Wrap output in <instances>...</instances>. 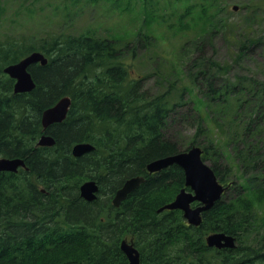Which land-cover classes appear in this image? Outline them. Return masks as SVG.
Wrapping results in <instances>:
<instances>
[{
	"label": "trees",
	"instance_id": "obj_1",
	"mask_svg": "<svg viewBox=\"0 0 264 264\" xmlns=\"http://www.w3.org/2000/svg\"><path fill=\"white\" fill-rule=\"evenodd\" d=\"M132 1L127 8L143 16L134 45L131 32L51 34L40 46L0 41V155L27 165L0 172V264H129L120 248L124 238L139 248L142 264H264V76L232 73L231 62L209 53L223 22L211 12L218 0H197L177 15L173 30L186 23L203 32L180 49L184 80L170 81L160 70V90L150 93L131 50L150 44L147 24L176 11L156 9L159 0ZM253 46L264 47V36L240 41L233 60L251 55ZM35 50L48 62L30 66L32 91L14 93L4 67ZM64 95L72 97L66 119L43 130L42 112ZM187 116L197 118V128L180 147L165 129ZM43 131L54 136V146L37 145ZM85 141L95 149L75 157L73 144ZM195 145L228 185L199 226L179 209L159 210L185 187L183 169H146L153 159ZM135 175L146 180L115 207L114 193ZM90 178L100 186L92 202L79 192ZM216 231L236 236V247L208 246L207 234Z\"/></svg>",
	"mask_w": 264,
	"mask_h": 264
},
{
	"label": "rangeland",
	"instance_id": "obj_2",
	"mask_svg": "<svg viewBox=\"0 0 264 264\" xmlns=\"http://www.w3.org/2000/svg\"><path fill=\"white\" fill-rule=\"evenodd\" d=\"M196 2L197 0H159L156 9L160 7L165 10L162 12H176L164 22L154 19L147 24L146 33L151 35L150 44H139L135 51L133 48L131 50L136 53V73L148 76L145 88L152 94L160 90V77L157 80L160 70L168 78L171 76L170 81L184 80L185 75L178 61L180 49L203 32L199 28L190 29L186 23L178 28L177 33L173 30L177 29V15L183 13L188 4ZM234 4L239 6L238 10L233 9ZM133 5L135 1L132 0H0V41L10 39L24 42L28 46H40L51 34L90 33L101 37L117 35L122 38L125 32H131L133 43L130 44L134 45V35L140 30L139 26H142L143 16L136 18L135 10L127 8ZM218 8L211 12L216 13L215 20L221 19L223 24L217 23V30L214 31L212 43L207 46V50L216 59L231 62L232 73L254 72L262 78L263 46H253L251 55L239 62H235L232 57L239 48L240 41L248 37L264 36V0H218ZM126 40L125 38L121 42ZM186 51L191 54V49ZM158 54L162 57L157 56ZM196 123L195 117L173 118L165 129V135L183 147L195 132ZM222 164L225 165L223 162ZM229 193L230 197L234 190H229Z\"/></svg>",
	"mask_w": 264,
	"mask_h": 264
},
{
	"label": "water",
	"instance_id": "obj_3",
	"mask_svg": "<svg viewBox=\"0 0 264 264\" xmlns=\"http://www.w3.org/2000/svg\"><path fill=\"white\" fill-rule=\"evenodd\" d=\"M234 10H238L239 6L234 5ZM46 64L48 58L41 51H33L18 62L7 65L4 71L12 78L16 79L14 91L28 92L32 91L36 86L34 77L30 71V66L35 63ZM72 99L69 95L61 97L54 105L46 108L42 113V125L44 129L51 124L63 121L69 111ZM55 138L50 134H42L38 140V145L52 146L55 144ZM94 149V145L90 142H77L72 146V154L81 156ZM202 148L193 146L188 150L180 151L175 154L156 158L147 165L148 172H156L170 165L177 164L185 172V184L191 190L182 188L176 195L175 199L159 210L164 209H181L184 217L190 224L199 225L202 221V212L210 209L216 201H218L225 189L227 188L221 183L215 171L202 159ZM20 166L25 167V160L16 157H0V171L16 172ZM145 177L143 175L132 176L127 178L123 185L116 191L113 198L115 206H119L141 183ZM99 191L98 182L95 179L84 181L80 186V195L87 201H93L97 198ZM194 201H198L197 206H192ZM207 245L210 247L233 248L236 246V238L225 232H214L206 237ZM121 249L129 259V264H141L140 251L133 242L127 239L121 241Z\"/></svg>",
	"mask_w": 264,
	"mask_h": 264
},
{
	"label": "flooded vegetation",
	"instance_id": "obj_4",
	"mask_svg": "<svg viewBox=\"0 0 264 264\" xmlns=\"http://www.w3.org/2000/svg\"><path fill=\"white\" fill-rule=\"evenodd\" d=\"M51 125H53V124H51ZM41 136V135H40ZM39 146H41V145H39ZM44 147H46V146H44Z\"/></svg>",
	"mask_w": 264,
	"mask_h": 264
}]
</instances>
